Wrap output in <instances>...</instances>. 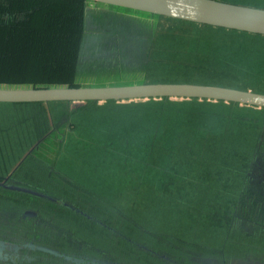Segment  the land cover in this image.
<instances>
[{"label": "trees", "instance_id": "obj_1", "mask_svg": "<svg viewBox=\"0 0 264 264\" xmlns=\"http://www.w3.org/2000/svg\"><path fill=\"white\" fill-rule=\"evenodd\" d=\"M84 3V0H0V87L79 86L73 80L76 72H79L78 63L82 51L86 47L96 48L99 45H102L101 48L104 50H110L111 45L105 44L106 39L121 30L116 29L117 24L106 23L105 18L109 16L112 19L122 18L99 9H87ZM132 16L123 17L125 25L132 26L134 22L133 25L138 26L136 28H149L146 40L150 42H153L155 34L158 35L159 21L162 20L175 24H188L191 30L179 27L176 30L191 34L195 32V26L222 30L228 34L229 43H238L230 44L234 47L232 49L240 51H243L244 47L255 48L254 45L247 46V43L254 41L255 37L259 38L257 41L264 39V35L193 24L164 16H157L159 20L154 23L138 20ZM165 27L163 34H171L175 31L170 30L171 25L168 29ZM193 39L198 40L197 37ZM47 80L58 84H41L42 81ZM176 99L188 103H177L175 102L177 100L171 97L116 101H128L132 106H137L135 101H146L143 104H151L149 107L143 106L142 111L135 112L139 114L142 123L144 119L141 113L148 115V118L145 117L147 121L145 123L152 124L150 137L147 143L145 140L139 142L133 138L134 136L140 138L143 128L140 127L136 131L132 127L133 123L120 126L119 129L109 125L110 135L106 136L108 139L111 138L108 140L109 143L112 145L113 138H116L117 142L119 135L123 136V139L119 142L121 145L115 144L114 148L101 151H106L107 154L113 153L116 158L121 156L124 161L121 152L133 155L136 151H141L146 159L140 165L143 168L145 164L150 166L149 170L152 174L148 178L149 183L154 187L151 190L143 189L146 191L145 194H136L134 199L136 205L129 207L128 199H124L122 206L119 202L117 204L121 208L114 209L112 216H105L106 218L101 222L103 224L100 225L102 228L100 232L107 233L108 240L102 239L98 245L83 241L82 245L89 250L103 252L101 258H88L73 253L65 255L55 250L49 252L46 246L40 247L49 253L47 255L58 259L65 258L72 264H137L138 256L135 253L139 252L143 253L144 257L148 256L153 264H264V218L247 215L243 208V204L249 201L264 205V119L250 125L247 124L249 120L235 110H206L204 113L203 109L192 107L195 105L189 103L191 100H211ZM154 100L157 102H153ZM87 103L89 102H82V105L72 107L69 104L75 103L68 101L13 103L38 108L36 112L39 114L32 116L36 131L31 134V138L34 136L35 138L25 156L18 160V168L13 171L9 179L16 180L17 171L26 163H33L30 164L33 167L41 163L45 170L50 169L47 164L54 160L57 152L59 153L58 143L54 139L57 140V137L61 139L67 133L74 134L66 130L77 126L76 122L80 120L77 114L86 108ZM152 104L158 105L155 107ZM55 105L66 110L51 111V107ZM254 108L264 110L261 107ZM194 110L204 115L198 118L192 114L199 113ZM40 123L43 127L39 125ZM124 143L127 144L123 145ZM125 158L127 161V157ZM127 163L126 168L131 162ZM250 170L255 175H260V178L257 179L256 176L249 182L247 174ZM153 171H168L171 175L179 173L180 178L177 179L178 181H173L169 176L168 181H159ZM32 174H36L34 170ZM47 177H38V179L46 181ZM114 178L118 181L117 184L120 183L117 175ZM16 181L17 184L7 181V185L18 188V180ZM5 183L6 181L0 179V195L3 193L1 185ZM213 184H221L223 188H211L210 185ZM249 184L255 186L254 190L244 188ZM161 185L163 190L155 188ZM169 185L182 186V188H166ZM232 185L235 187H230ZM189 187H194V190ZM8 194H18V190H11ZM27 199L37 202L34 195L27 196ZM85 210V214L89 217L90 209ZM79 212L83 211L80 209ZM87 216L79 215L87 223L92 222ZM138 221L149 222L151 226L144 228ZM130 225L132 228L128 229ZM258 229L262 230L260 236L255 232ZM197 230L200 246H195V241L191 239H185L187 236L196 235ZM212 239H215L214 243L219 244V248L209 246ZM185 242L188 244L186 248ZM233 242H247L248 245L238 248L237 252L241 255H234L231 246ZM118 243L128 249L131 248L134 253L132 259L123 261L119 257L108 256L106 252L108 247ZM178 243H182L184 248L177 249ZM193 245V248H200L207 253L215 251L214 255L217 257H206L200 253H196L194 257L193 253L189 252ZM183 250L186 252L182 253ZM257 251L261 253H255ZM47 255L45 257L51 264L52 261ZM234 257L243 258L242 263L226 261Z\"/></svg>", "mask_w": 264, "mask_h": 264}, {"label": "rangeland", "instance_id": "obj_2", "mask_svg": "<svg viewBox=\"0 0 264 264\" xmlns=\"http://www.w3.org/2000/svg\"><path fill=\"white\" fill-rule=\"evenodd\" d=\"M220 1L254 8L264 7V0ZM84 4L89 8L95 7L87 2ZM110 10H112V15H118L117 17L121 16L122 18L112 19L109 16L105 18V22L111 25L117 24L116 29L121 30V32L106 39L105 44L111 45L110 50H104L101 48L102 45H99L96 48L86 47L82 51L78 63L79 72H76L73 80L79 86L188 82L264 93L263 38L261 41H257L258 37H255L254 41L247 43V46L254 45L255 48L244 47L243 51H240L232 49L234 47L230 44L238 43H229L228 34L222 30L195 26L194 31L197 32L191 34L176 30L178 27L191 30V26L188 24H175L162 20L159 21L158 33L164 32V27L166 26L165 28L168 29L170 25V30L176 31L166 35L155 34L153 42H150L146 40L149 28H136L138 26L125 25L123 17L132 16L131 12L114 8H110ZM133 15L132 17L135 19L150 21L149 23L158 22L159 20L157 16L144 13H133ZM168 22H170L169 25H167ZM136 23L139 22L136 21ZM194 37H197L198 40L193 39ZM103 46L105 47V45ZM42 83L58 84L49 80L42 81ZM172 99L177 100L175 101L177 103H188V101ZM88 102L85 105L86 108L80 110L77 114L80 117V120L76 122L77 126L66 130V132L70 131L74 134L67 133L61 139H58V137L57 140L54 139L58 143L59 153L57 152L54 160L47 164L50 169L45 170L41 163L34 167L30 165L33 163H26L17 171L18 194L15 195L8 194L9 189H13V187H8L7 181L17 184L16 180H10L9 178L13 171L18 168V160L25 156L33 138H35V136L31 138V134L36 131L33 124L34 117L32 116L39 113L36 112L38 108H29L30 106L21 104L0 103V179L6 181L5 184L1 185L3 193L0 195V222L6 226L9 224V231H18V233H9L0 237V257H4L5 252L11 250V246L15 247L18 244V235L16 234H19L20 237L28 235L30 244L44 245L49 252L55 250V252H61L65 255L73 253L99 259L104 253L98 250H89L85 245H82L83 241L98 245L100 240H108V234L100 232L102 229L100 225L103 224L101 222L106 218L105 216H112L114 209L121 208L124 199H128L129 207L136 205L134 203L135 195L145 194L146 191L143 189L151 190L154 187L149 183L148 178L152 174L149 170L150 166L145 164L143 168L140 165L146 159V156H142L141 151H136L133 155L121 152L125 161L121 156L116 158L113 153L107 154L106 151H101L106 148L112 149L115 144L119 146L120 140L123 139V136L117 135L118 141L116 142L117 139L113 138L111 145L108 141L111 138L106 137L110 135L108 133L111 129L110 126L119 129L120 126L133 123L132 127L136 131L138 128L143 127L140 138L137 136L133 138L139 142L145 140L147 143L152 124L150 122L145 123V117L148 118V115H145L144 112L141 113V117L144 119L143 123L145 124L142 123L139 114L135 112L142 111L143 106L149 107L151 104H143L146 101H135V104L137 103V106H140L137 107L136 105L132 106L128 101ZM153 102H157V100ZM189 103L195 105L192 107L203 109L204 113L206 110H235L248 119L247 124L250 125L262 118L264 119V110L260 108L232 105L217 100H191ZM79 105H82V103L69 104L70 107ZM152 105L156 107L158 104ZM51 109V111L66 110L58 105L51 107ZM194 111L199 112L192 113L198 118L204 115L198 110ZM19 119L20 122H18ZM39 125L43 127L42 123ZM125 144L127 143L123 145ZM125 157H127V161ZM95 162L96 164H94ZM127 162H131L128 168H126ZM33 170L36 173L35 175L32 174ZM153 174L159 181H168L170 177L173 181H178L180 178L179 173H172L171 175V172L168 171H153ZM115 175L119 177L120 183L118 184V181L114 178ZM46 176H48L46 181L38 179V177L45 178ZM255 177L258 179L260 175H255L250 170L247 174V180L251 182V179L254 180ZM210 187L214 189L223 188L221 184H213ZM155 188L163 190L162 185L155 186ZM166 188H182V186L169 185ZM189 188L194 190V187ZM244 188L251 191L254 190L255 186L249 184ZM28 194L34 195L37 202L27 201L29 200L27 196H32ZM46 202H50V204H46ZM118 202L121 206L117 205ZM24 207L29 209L28 213H25ZM243 208L246 210L247 215L252 214L255 218H264V205L249 201L243 204ZM18 209H21L24 213L20 215L21 217H18V213H16L17 215L14 214L15 210ZM80 209L83 212H79ZM85 209H90V211L88 210V215L92 219L90 223L79 217V215L87 216ZM138 222L144 228H150L151 226L149 222ZM131 228L132 225L128 229ZM255 232L258 236L262 234L261 229ZM3 238L4 240H2ZM199 238V231L197 230L196 235L187 236L185 239H191L195 241V246H200ZM6 239L11 240L9 241L10 244H4ZM214 241L215 239H212L209 246L219 248V244L214 243ZM21 245H18L17 252L10 253L13 255L9 260L0 259V264H50L45 257L49 253L43 251L39 246L29 250ZM194 245L189 251L193 253L192 256L200 253L206 257H217L214 255L215 251H208L207 253L200 248H193ZM245 245H248V243L233 242L231 244L232 253L241 255L237 250ZM1 246H3L4 252H2ZM187 246L188 244L185 242V248ZM181 247H183V244L178 243L177 249ZM106 252L108 256L119 257L123 261H128L134 256L131 248L128 249L119 243L108 247ZM172 252H175V250H172ZM184 252L186 251L183 250L182 253ZM255 253L260 254L261 252L257 251ZM135 254L138 256L136 259L137 264H153L148 256H146L147 258L144 257L143 253ZM47 256L50 257L51 264H72L65 258L58 259L57 257L53 258L52 255ZM226 261L242 263L243 258L234 257V259Z\"/></svg>", "mask_w": 264, "mask_h": 264}, {"label": "water", "instance_id": "obj_3", "mask_svg": "<svg viewBox=\"0 0 264 264\" xmlns=\"http://www.w3.org/2000/svg\"><path fill=\"white\" fill-rule=\"evenodd\" d=\"M94 8H110L164 16L264 35V8L231 4L220 0H84ZM108 8V9H107ZM157 97L220 100L264 108V93L232 87L188 82H148L108 86L0 87V103H48L131 100Z\"/></svg>", "mask_w": 264, "mask_h": 264}, {"label": "flooded vegetation", "instance_id": "obj_4", "mask_svg": "<svg viewBox=\"0 0 264 264\" xmlns=\"http://www.w3.org/2000/svg\"><path fill=\"white\" fill-rule=\"evenodd\" d=\"M151 16V15H150ZM153 16V15H152ZM158 18V17H157ZM159 19V18H158ZM148 22H150V21H148ZM186 22H188V21H186ZM190 23H192V22H190ZM134 24V22H132V26H134L133 25ZM194 24V23H193ZM196 24V23H195ZM125 30V29H124ZM176 31V30H175ZM174 31V32H175ZM179 32H181L180 30H178ZM164 32H160V33H158V35H166V34H163ZM25 208H27V207H24L23 209H25ZM29 212V209H25V213H28ZM16 213H18V217H21L20 215H22V214H24V213H22V210L20 209H18L17 211L15 210V215H17ZM9 223H10V221H9ZM8 228H9V224L6 226V225H2L1 224V222H0V237H3V235H5V234H14L15 232H17L18 233V231H16V230H14V231H9L8 230ZM18 230V229H17ZM16 235H18V244H16L15 245V247H12L11 245V250L9 251V252H5V256L4 257H0V259H2V260H9L10 258H11V256L13 255V254H10L11 252H17L18 251V245H21V246H24L26 249H29V250H31L32 248H36L37 246H39V247H42V246H44V245H41V244H30L29 243V236L28 235H25V236H23V237H20L19 236V234H16ZM2 240H4V238L2 239ZM9 241H11V240H9V239H6L5 241H4V244L5 243H9ZM31 242H32V240H30ZM10 244V243H9ZM2 247V252H4V250H3V246H1ZM37 250V249H36Z\"/></svg>", "mask_w": 264, "mask_h": 264}, {"label": "crops", "instance_id": "obj_5", "mask_svg": "<svg viewBox=\"0 0 264 264\" xmlns=\"http://www.w3.org/2000/svg\"><path fill=\"white\" fill-rule=\"evenodd\" d=\"M264 8V7H263ZM7 187V186H6ZM8 187H14L13 185H8ZM11 190H18V188H13V189H9V191Z\"/></svg>", "mask_w": 264, "mask_h": 264}]
</instances>
